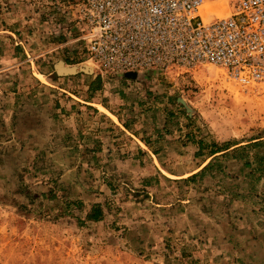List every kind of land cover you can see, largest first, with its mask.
<instances>
[{
  "label": "rangeland",
  "instance_id": "374dc122",
  "mask_svg": "<svg viewBox=\"0 0 264 264\" xmlns=\"http://www.w3.org/2000/svg\"><path fill=\"white\" fill-rule=\"evenodd\" d=\"M78 37L66 0H0V264H264V146L184 181L264 140V82L100 76Z\"/></svg>",
  "mask_w": 264,
  "mask_h": 264
},
{
  "label": "built area",
  "instance_id": "2783aa9c",
  "mask_svg": "<svg viewBox=\"0 0 264 264\" xmlns=\"http://www.w3.org/2000/svg\"><path fill=\"white\" fill-rule=\"evenodd\" d=\"M66 0L98 74L222 70L241 87L264 82V0Z\"/></svg>",
  "mask_w": 264,
  "mask_h": 264
},
{
  "label": "trees",
  "instance_id": "16d2710c",
  "mask_svg": "<svg viewBox=\"0 0 264 264\" xmlns=\"http://www.w3.org/2000/svg\"><path fill=\"white\" fill-rule=\"evenodd\" d=\"M99 79L96 78L93 82H91L89 84V91L90 92H94V91H97L99 90ZM179 106V105H178ZM185 119H187L185 117ZM235 146V145H233ZM231 146V147H233ZM260 146H264V140H260V141H256V142H253L251 143V145H244V146H238L236 148H233L231 149L230 151H227L229 148L231 147H226V148H223V149H211L209 151V155L207 156L206 159H209V161L204 164L196 173L190 175L189 177H187L186 179H184V181H191L193 179H195L196 177H200L201 175H203L206 171L210 170L213 165L221 158H225L227 156H234V154H237L239 152H243L245 150H247L248 148L251 149V148H255V147H260ZM230 152V153H227V152ZM224 152V153H222ZM221 153V154H219ZM219 154V155H217ZM252 159V162L253 163H257L258 165V170L263 172L264 174V152H263V155L261 157H257L256 154H254L253 156L250 157ZM251 161H249V159H245L242 163V166L244 167H248L250 168L251 164H252ZM102 217V212H101V209L98 205H92L91 208L89 209L88 213L86 214V220H89V221H93V222H96V221H99Z\"/></svg>",
  "mask_w": 264,
  "mask_h": 264
},
{
  "label": "water",
  "instance_id": "95a60500",
  "mask_svg": "<svg viewBox=\"0 0 264 264\" xmlns=\"http://www.w3.org/2000/svg\"><path fill=\"white\" fill-rule=\"evenodd\" d=\"M62 66H63V64L61 62H57L53 66V75L55 77L72 76V75L77 74L76 71H73V67L62 68ZM79 72L88 73L86 70H84L82 68H80ZM125 77L129 78V79H134L133 74L126 75ZM176 103L179 104L183 108L185 116L189 117L192 115L193 111L190 109V107L185 103V101L182 98H180V97L176 98Z\"/></svg>",
  "mask_w": 264,
  "mask_h": 264
},
{
  "label": "bare ground",
  "instance_id": "6f19581e",
  "mask_svg": "<svg viewBox=\"0 0 264 264\" xmlns=\"http://www.w3.org/2000/svg\"><path fill=\"white\" fill-rule=\"evenodd\" d=\"M221 1V0H219ZM224 6L223 3L217 4V5H213V4H204L201 8L202 10L206 9V10H212L213 8H215V10H217V15L218 17L222 16V12L220 11V9ZM221 15V16H219ZM66 66H62V68H65ZM84 70L88 71L87 68H83ZM73 71H77L76 67H73ZM42 80L44 79L43 77H40ZM188 104V103H187ZM102 112H106V110H104L103 108H100ZM107 113V112H106Z\"/></svg>",
  "mask_w": 264,
  "mask_h": 264
},
{
  "label": "crops",
  "instance_id": "0c3cea01",
  "mask_svg": "<svg viewBox=\"0 0 264 264\" xmlns=\"http://www.w3.org/2000/svg\"><path fill=\"white\" fill-rule=\"evenodd\" d=\"M130 74H133V73H128V74H124V75H122V78H125V79H129V78H126L125 76L126 75H130ZM134 75V79H136L137 77H138V75H136V74H133ZM134 79H132V80H134ZM95 106H99V105H95ZM110 116H111V119L114 117V116H112L111 114H109ZM115 118V117H114ZM113 120V119H112ZM113 121H115V120H113ZM117 122V121H116Z\"/></svg>",
  "mask_w": 264,
  "mask_h": 264
}]
</instances>
